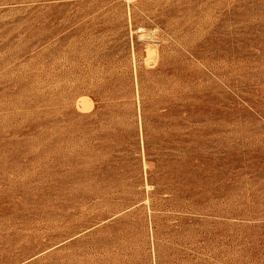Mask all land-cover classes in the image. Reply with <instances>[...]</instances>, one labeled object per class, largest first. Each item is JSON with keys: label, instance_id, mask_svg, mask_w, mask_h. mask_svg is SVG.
<instances>
[{"label": "rangeland", "instance_id": "obj_1", "mask_svg": "<svg viewBox=\"0 0 264 264\" xmlns=\"http://www.w3.org/2000/svg\"><path fill=\"white\" fill-rule=\"evenodd\" d=\"M0 264H264V0H0Z\"/></svg>", "mask_w": 264, "mask_h": 264}]
</instances>
